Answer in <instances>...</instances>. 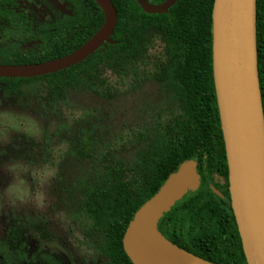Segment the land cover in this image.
<instances>
[{
	"label": "trees",
	"instance_id": "obj_1",
	"mask_svg": "<svg viewBox=\"0 0 264 264\" xmlns=\"http://www.w3.org/2000/svg\"><path fill=\"white\" fill-rule=\"evenodd\" d=\"M50 1L53 6L46 10L37 0H0V21L28 31L22 40L0 44V65L62 58L104 22L93 0ZM110 1L117 24L98 51L53 74L0 78V106L9 103L64 125L56 136L63 135L66 154L86 168L75 185L73 217L103 264H132L122 245L129 221L184 162L196 164L199 188L163 215L160 234L206 261L247 264L231 208L213 81V0H178L162 14L143 12L137 0ZM30 11L36 29L29 27ZM255 42L264 121V0L255 2ZM79 97L98 104L64 120V109ZM127 100L134 101L132 116L123 119L126 123L113 122ZM20 231L14 223L10 236L0 240L4 264L19 263ZM41 261L60 264L50 255Z\"/></svg>",
	"mask_w": 264,
	"mask_h": 264
},
{
	"label": "water",
	"instance_id": "obj_2",
	"mask_svg": "<svg viewBox=\"0 0 264 264\" xmlns=\"http://www.w3.org/2000/svg\"><path fill=\"white\" fill-rule=\"evenodd\" d=\"M101 9V28L81 47L62 58L30 65H0V78H35L73 67L111 38L117 12L110 0H93ZM178 0L153 5L137 0L147 14H162ZM256 0H213L212 71L228 166V189L247 264H264V121L255 42ZM200 184L194 162L170 174L154 197L129 221L122 237L132 264H218L170 243L158 222L174 204ZM221 197V194L212 189Z\"/></svg>",
	"mask_w": 264,
	"mask_h": 264
},
{
	"label": "rangeland",
	"instance_id": "obj_3",
	"mask_svg": "<svg viewBox=\"0 0 264 264\" xmlns=\"http://www.w3.org/2000/svg\"><path fill=\"white\" fill-rule=\"evenodd\" d=\"M37 1L46 10L53 6L50 0ZM35 21L30 11L31 29L37 28ZM27 34L0 21V44H13ZM97 104L79 97L74 107L64 109L63 118L71 121ZM120 104L124 107L113 122L126 123L123 119L132 116L134 101ZM60 124L9 103L0 106V240L10 236L16 223L21 230L15 243L18 264H43L39 257L45 253L61 264H103L73 217L75 185L86 168L66 154L67 142L63 135L56 136ZM0 264L4 263L0 260Z\"/></svg>",
	"mask_w": 264,
	"mask_h": 264
},
{
	"label": "flooded vegetation",
	"instance_id": "obj_4",
	"mask_svg": "<svg viewBox=\"0 0 264 264\" xmlns=\"http://www.w3.org/2000/svg\"><path fill=\"white\" fill-rule=\"evenodd\" d=\"M148 2L150 3V4H153V3H151L149 0H148ZM163 3V2H162ZM161 4V3H160ZM153 5H158V4H153ZM29 16H30V13H29ZM44 255H50L49 253H45V254H42V255H40V257H39V259L40 260H42V256H44ZM198 257V256H197ZM200 258V257H199ZM42 262V261H41ZM59 262V261H58ZM60 263V262H59ZM61 264V263H60Z\"/></svg>",
	"mask_w": 264,
	"mask_h": 264
}]
</instances>
